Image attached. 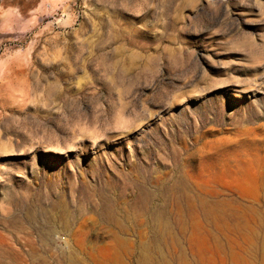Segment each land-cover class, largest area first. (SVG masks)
<instances>
[{
    "label": "rangeland",
    "instance_id": "374dc122",
    "mask_svg": "<svg viewBox=\"0 0 264 264\" xmlns=\"http://www.w3.org/2000/svg\"><path fill=\"white\" fill-rule=\"evenodd\" d=\"M0 264H264V0H0Z\"/></svg>",
    "mask_w": 264,
    "mask_h": 264
},
{
    "label": "bare ground",
    "instance_id": "6f19581e",
    "mask_svg": "<svg viewBox=\"0 0 264 264\" xmlns=\"http://www.w3.org/2000/svg\"><path fill=\"white\" fill-rule=\"evenodd\" d=\"M110 212H112V210Z\"/></svg>",
    "mask_w": 264,
    "mask_h": 264
}]
</instances>
